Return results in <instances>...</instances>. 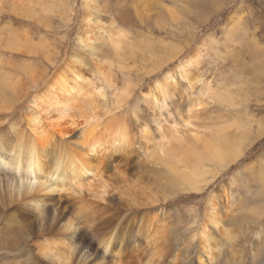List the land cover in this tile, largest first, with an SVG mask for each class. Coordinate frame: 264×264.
<instances>
[{"label": "bare ground", "instance_id": "6f19581e", "mask_svg": "<svg viewBox=\"0 0 264 264\" xmlns=\"http://www.w3.org/2000/svg\"><path fill=\"white\" fill-rule=\"evenodd\" d=\"M138 1L135 11L140 17L149 19L154 27L156 22L163 32L175 34L181 32L180 28L184 30L190 28V31L194 32L191 27L195 22L198 23L203 15L198 12L199 9L206 13L217 9L218 5L220 8H228V0H216V2H213L215 0L206 2L170 0L171 7L166 11V15L154 12L151 7L153 3L164 6L166 0ZM4 7L15 13L26 11L24 2L0 0V13ZM44 7L45 10L42 11H47V7L42 8ZM105 7L104 3H99V0H84L78 35L80 46L97 52L101 45L110 43L115 57L126 53V46L134 54L138 46L129 42L127 33L121 34L122 31L113 29L106 34V25L99 15ZM233 16L235 14L228 22V43L240 42V31L243 28L240 20H233ZM46 22H49V19ZM237 22L241 24L239 30L236 29ZM10 31L14 34L3 36L0 31V61L4 63V66L0 65V264H6L9 260L6 257L8 251L18 252L17 257L22 253L32 254L21 264H91L93 260V264H101L98 262L101 259L99 254L110 255L113 260L104 264H165L164 253L160 252V248L164 250L166 248L160 241H154L159 231L152 235L153 239L157 235L154 240L151 238L152 244L150 241L144 242L143 238L137 240L133 235L129 236L140 224L123 226L124 220L130 221L134 216H123L127 212L119 215L114 201L125 199L127 205L135 209V205L145 207L143 204L146 203L144 201L148 198V194H153L151 190L149 191V187L150 189L160 186L178 187L184 191L202 189L209 177L216 176L220 168L241 157L244 138H240L242 135L239 130L245 126L237 117L232 116L230 121L224 117L222 122L218 123L220 126H214L208 129V132L198 133L196 130L199 127L193 128L196 126L193 122L194 114L199 111L197 107L204 106L198 97L200 94L211 96L215 93V99L226 106L236 107L243 104V91L240 90V86L245 80L239 78V69L235 68L232 71L235 78L231 84L225 82L221 86V91L214 90L209 82L204 84V79L195 76L194 73L188 76V70L191 68L185 61H182L175 70L165 74L166 84L157 82L156 89L160 93V98H156L153 92L145 98L155 107L160 103L165 104L170 98L168 84L170 80L174 81L177 75L188 79V87L192 94H195L197 88L199 92L188 103L189 108L186 109L185 118L181 116L186 129L180 128L179 122L175 121L171 122V126L166 130L159 125L160 137L157 140L151 131L144 130L148 133L144 135L147 142L146 163L142 164L143 168L140 167L141 171L146 169L147 157L150 156H152L150 161L163 169L152 172L150 182L143 177L131 182L130 185L128 181L133 178L125 172L120 171L116 178H111L108 175L109 168L106 167L109 165L105 162V158L110 156L107 151L122 147L126 149L130 145L127 123L126 125L121 123L120 118L115 114L121 107L118 103L130 94L126 89L117 94L112 106L108 104L104 106L105 85L86 79L74 69L64 67L60 74L53 77L46 75L42 79H36L33 72L26 71L32 87L39 84L41 86L36 93L30 92L29 101L25 102L28 105L26 110L29 112L26 122L19 123L15 119L4 133L1 129L2 113L10 112L13 109L7 108L20 103L23 99L20 72H24V64L20 62L16 64L17 60L7 59L8 52L25 51L27 47V40L21 38L19 32L12 28ZM192 40L188 39L189 44ZM203 43L204 41L201 44ZM160 44L167 48L164 53L166 59H174L182 52V47L179 48V45L173 42L161 40ZM247 47L256 53V61H254L255 65L258 63L256 72L261 73L260 76L264 75V46L254 42ZM188 62L191 64L194 61ZM153 65L161 68L162 64L155 60ZM5 66H10L11 71ZM101 67L97 73L105 77ZM77 128L80 130L76 131ZM246 134L247 132L243 136ZM262 134L263 129H260L257 135ZM69 138H72V142L68 140ZM150 141H153V145L155 143L154 152L151 148L153 145L148 144ZM110 157L109 161L113 159ZM50 161L51 164L48 163ZM9 170L15 172L17 181L16 178L10 180ZM262 178L264 181V175ZM66 204L73 206L74 212L71 216L68 215L70 206ZM215 205L216 202L212 200V206ZM139 212L141 213V210H135L134 214L138 216ZM257 212L256 210L254 214L257 215ZM263 212L264 210H260L259 213L263 214ZM83 215L94 217L89 226L82 225ZM135 220L140 221V219ZM161 222L160 218L156 221L158 228L162 227ZM151 225L156 227L154 223ZM144 226L146 230V225ZM92 229L97 230L98 238L94 237L93 241L92 238L88 241V236L96 233ZM104 231L106 233L102 234ZM204 231L207 232V229ZM100 232L102 235H99ZM233 233L229 230L225 232L229 242L234 236ZM210 242L211 237L205 234L206 249L210 248ZM86 243L91 244V249H97V253H93V259H86L87 254L90 255ZM102 246L103 250L100 251L99 248ZM204 254H207V251H204ZM140 255L146 256L147 260L135 262ZM176 256H180V253ZM176 260L177 258L174 257V261ZM208 262L212 264L213 255L209 256Z\"/></svg>", "mask_w": 264, "mask_h": 264}, {"label": "rangeland", "instance_id": "374dc122", "mask_svg": "<svg viewBox=\"0 0 264 264\" xmlns=\"http://www.w3.org/2000/svg\"><path fill=\"white\" fill-rule=\"evenodd\" d=\"M12 1L24 2L26 11L15 13L4 7L0 13V31H2L1 35L8 36L14 34L10 31L12 28L21 34V38L27 40L25 51H6L7 59L17 60L16 64L18 62L24 64V72H20L23 99L20 103L7 108L13 110L2 113L1 129L5 133L15 119L19 123L20 121L25 123L29 116L26 110L28 105L25 102L29 101V93H36L41 84L32 87L26 71L33 72L36 79H42L46 75L53 77L60 74L64 67L74 69L86 79L105 85L104 106L107 104L112 106L117 99V94L126 89L130 94L118 103L121 107L115 114L121 119L118 118L121 123L125 125L127 123L130 145L126 149L122 147V149L107 151L108 155L112 156H107L105 162L109 165L106 167L109 168L108 175L111 178H116L120 171L125 172L133 178L128 181L130 185L131 182H136L138 178L143 177L150 182L151 173L163 169L152 163L150 161L152 156H150L147 157L146 169L141 171L140 167L146 163L147 142L144 137L148 134L145 133L146 129L153 133L156 140L160 137L159 125L166 130L171 126V122L175 121L179 122L180 128L186 129L181 116L185 118L186 109L189 108L188 103L199 92L197 88L195 94H192L188 87V79L177 75L174 81L170 80L168 84L170 98L165 104L160 103L158 107H155L145 98H148L151 92L155 93L156 98H160V93L156 89L157 82L166 84L165 74L175 70L182 61H185L191 68L188 70V76L194 73L195 76L198 75L204 79V84L209 82L214 90L221 91V86L225 82L228 81L231 84L235 78L232 71L235 68L239 69V78H242V81L245 80L240 86V90L243 91V104L236 107L226 106L215 99V93L211 96L200 94L198 97L204 106L197 107L199 111L193 117L196 126H190L194 129L199 127L196 131L204 133L214 126H220L218 123H221L224 117L227 121H230L232 116L237 117L245 126L239 130L242 135L240 138H244L241 157L220 168L216 176L209 177L202 189L184 191L178 187L160 186L152 187V189L149 187V191L151 190L153 194H148V198L144 201L146 203L143 204L145 207L135 205V209H132L125 199H116L114 203L116 202L119 215L127 212L128 214L125 213L123 216H134L130 221L124 220L123 226L146 225V230H144L145 226L139 225L137 229L131 227L135 231L129 236L133 235L137 240L143 238L144 242L150 241L152 244V237L157 230L159 231L158 236L156 235L159 240L156 236L153 240L164 244L165 250L159 248L160 252L164 253L165 264H209L210 255H213L212 264H264V212L259 213L260 210H264L262 178L264 175V75L260 76L261 73L256 72V65H258L254 62L256 53L247 47L254 42L264 46V0H228L227 9L220 8L219 5L212 12L205 13L199 9L198 12L203 15L198 23L195 22V25L191 27L194 32H191L190 28L186 30L180 28L181 32L176 34L163 32L156 22L154 27L149 19L140 17L135 11L139 4L138 0H99V3L102 2L106 6L99 14L106 25V34L113 29L122 31L121 34L127 33L129 42L138 46L134 54L126 46V53L117 57L113 55L110 43L101 45L97 52L80 46L78 35L84 0ZM206 1L200 0V2ZM170 2L166 0L163 3L165 7L158 3H153L151 7L154 12L167 15L166 11L171 7ZM43 6H46L48 10L42 11L45 10ZM233 14H235L233 20L239 19L243 24L238 43H228L227 40L228 22ZM47 19L49 22H46ZM240 26L241 24H238L236 29L239 30ZM15 36L18 37L17 34ZM188 39H193L190 44ZM161 40L178 44L179 48L182 47V52L174 59H166L164 53L167 48L160 44ZM203 41L204 43L201 44ZM155 60L162 64L161 68L153 65ZM189 60L194 62L189 64ZM0 65L4 66V63L0 61ZM5 67L11 71L10 66ZM99 67L101 71H104L105 77L97 73ZM108 82L110 83L107 84ZM218 87L219 90H217ZM260 129H263V134L258 136ZM78 130L80 128L76 129ZM245 132L247 134L243 136ZM68 140L72 142V138ZM152 143L153 141H150L149 146H152ZM151 148L154 152L155 143ZM109 157L113 159L109 161ZM48 163L51 164V161ZM118 167L119 170H117ZM9 172H11L10 180L16 178L17 181L15 172L11 170ZM128 183L125 184L129 185ZM126 196L131 199L128 195ZM212 200L216 202L215 206H212ZM71 204H66L70 206L69 216L74 212ZM116 209L113 206V211ZM135 210H141V213L139 212L136 216ZM256 210L257 215L254 214ZM140 216H144L142 217L144 220ZM82 218V225L89 226L94 217L83 215ZM134 218L140 221L136 222ZM159 218L162 220L160 228L156 225ZM153 223L156 227L151 225ZM205 229L207 232L204 231ZM227 230L234 232L230 242L225 235ZM92 231L97 230L92 229ZM105 231L100 232L99 235L106 233ZM96 234L98 233L88 236L87 240L92 238L93 241L94 237L97 239ZM205 234L211 237L209 249L204 247ZM80 238L83 239V237ZM86 244L90 254H87L86 259H93V253H97V249H91L90 243ZM99 249L103 250V246ZM204 251H207V254H204ZM177 253H180V256H176ZM7 254L6 257L9 260L6 264L15 262L21 264L32 255L22 253L17 257L19 253L11 251ZM99 255L101 257L99 263L113 262L110 255ZM145 257L140 255L135 262L146 261ZM174 257L177 258L176 261ZM93 263L94 260L91 264Z\"/></svg>", "mask_w": 264, "mask_h": 264}, {"label": "crops", "instance_id": "0c3cea01", "mask_svg": "<svg viewBox=\"0 0 264 264\" xmlns=\"http://www.w3.org/2000/svg\"><path fill=\"white\" fill-rule=\"evenodd\" d=\"M258 40H259V38H258Z\"/></svg>", "mask_w": 264, "mask_h": 264}]
</instances>
